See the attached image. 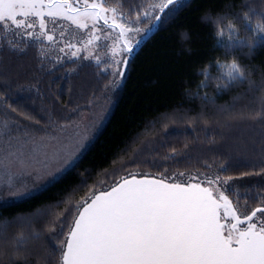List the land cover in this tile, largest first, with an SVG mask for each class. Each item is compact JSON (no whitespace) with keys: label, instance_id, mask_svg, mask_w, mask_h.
Listing matches in <instances>:
<instances>
[{"label":"trees","instance_id":"obj_1","mask_svg":"<svg viewBox=\"0 0 264 264\" xmlns=\"http://www.w3.org/2000/svg\"><path fill=\"white\" fill-rule=\"evenodd\" d=\"M102 2L123 22L139 16L137 26L148 28L119 80L100 64L62 58L59 46L37 34L27 38L7 22L0 30V126L12 135L30 125L41 129L42 115L67 114L77 85L104 87L111 96L103 126L68 169L29 196L0 204V264H59L67 233L61 221L70 224L94 191L126 173L231 176L226 194L241 215L264 204L257 198L264 195V0H178L157 24L155 6L166 0ZM183 29L191 35L186 43L179 39ZM238 36L254 49L236 46ZM232 58L243 77L228 83ZM173 115L185 120L164 122ZM173 151L180 155L165 159ZM44 210L52 216H37Z\"/></svg>","mask_w":264,"mask_h":264},{"label":"snow or ice","instance_id":"obj_2","mask_svg":"<svg viewBox=\"0 0 264 264\" xmlns=\"http://www.w3.org/2000/svg\"><path fill=\"white\" fill-rule=\"evenodd\" d=\"M177 2L166 0L155 6L164 16L153 19L163 20L165 10ZM29 17L39 18L40 32L48 41L54 37L45 31V17L70 20L81 30L91 25L94 35L103 28L118 32L121 52L114 55L122 57L117 61L121 79L143 41V35L136 38L142 31L137 26L141 17L132 24L122 22L123 16L118 19L116 10L102 0H0V30L6 22L16 29H33ZM101 24L103 28L98 27ZM25 36L32 38L34 33L26 31ZM234 43L248 46L238 38ZM71 55L76 57L77 52ZM237 71L226 66L228 83L242 78ZM177 155L173 151L165 159ZM233 179L126 173L110 188H101L99 194L94 191L78 206L70 224L61 221V233L64 227L67 233L60 241L59 264H264V204L241 215L226 194ZM5 186L13 187L11 179L6 185L0 182V187ZM257 198L264 201V195L257 193Z\"/></svg>","mask_w":264,"mask_h":264},{"label":"rangeland","instance_id":"obj_3","mask_svg":"<svg viewBox=\"0 0 264 264\" xmlns=\"http://www.w3.org/2000/svg\"><path fill=\"white\" fill-rule=\"evenodd\" d=\"M116 16L118 19L120 18L117 11ZM20 19L24 18L20 17ZM44 19L46 33L54 37L52 41H48L46 36L40 32L39 18H27V21L33 23L35 27L21 29L34 31V34H37L46 43L59 46L58 51L62 58L65 57L67 60L82 58L92 61L95 65H101L104 74H110L114 78L120 79L117 74L120 65L117 61L122 57L114 55V53L121 52L122 41H118V32L103 28L101 24L98 27L103 30L94 35L91 25L89 28L81 30L70 20L57 18L53 21L48 17ZM139 27L142 31L137 34V39L140 35L145 37L148 32V28L140 25ZM96 36H99L100 39L97 40ZM89 40L92 43H88ZM70 45H75V47H70ZM73 51L77 52L76 57H72ZM75 88L72 92L68 113L56 116L42 115L44 122L40 125L41 129H34L29 124L31 128L26 129L27 131L12 135L8 132L9 127L6 128L4 123H1L0 129H5L0 131V182L6 185L11 179L13 187H0V204L29 196L53 181L77 160L103 126L111 110L109 100L111 96L105 97L101 91L105 90L104 87L99 90H88L89 88L77 85ZM238 103L241 104L242 99H239ZM252 107L250 105L249 108ZM20 108L19 110L23 112ZM181 118L173 115L164 119V122L185 120V118ZM51 211L44 210L37 216H50Z\"/></svg>","mask_w":264,"mask_h":264},{"label":"clouds","instance_id":"obj_4","mask_svg":"<svg viewBox=\"0 0 264 264\" xmlns=\"http://www.w3.org/2000/svg\"><path fill=\"white\" fill-rule=\"evenodd\" d=\"M233 27V30L235 32H239V29L238 27H236L235 25L232 26ZM217 34L220 35L221 34V28L219 25H217ZM239 40H242L244 41L248 46H247V51H252L254 49V46L255 44L253 42H250L247 38L245 37H242V36H238L237 37ZM179 39H180V42L181 43H186L188 40L191 39V35L190 33L188 32L187 29H183L179 32ZM185 51H190L189 48H186ZM229 66H234L238 71H237V75L238 76H241L243 77V69L242 67L240 66L238 60H236L235 58H232L230 59L229 63H228Z\"/></svg>","mask_w":264,"mask_h":264},{"label":"water","instance_id":"obj_5","mask_svg":"<svg viewBox=\"0 0 264 264\" xmlns=\"http://www.w3.org/2000/svg\"><path fill=\"white\" fill-rule=\"evenodd\" d=\"M161 14V12L159 13V15ZM158 15V16H159ZM155 24H157V22L155 21ZM149 37V34H147L146 36H145V39H147ZM99 194V193H98Z\"/></svg>","mask_w":264,"mask_h":264}]
</instances>
